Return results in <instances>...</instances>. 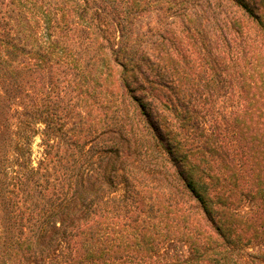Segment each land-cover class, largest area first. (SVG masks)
Here are the masks:
<instances>
[{"label":"trees","instance_id":"16d2710c","mask_svg":"<svg viewBox=\"0 0 264 264\" xmlns=\"http://www.w3.org/2000/svg\"><path fill=\"white\" fill-rule=\"evenodd\" d=\"M0 264H264V0H0Z\"/></svg>","mask_w":264,"mask_h":264},{"label":"rangeland","instance_id":"374dc122","mask_svg":"<svg viewBox=\"0 0 264 264\" xmlns=\"http://www.w3.org/2000/svg\"><path fill=\"white\" fill-rule=\"evenodd\" d=\"M42 154V147H41V140L40 137H37L34 139L33 145H32V157L34 164L38 162V160L41 158ZM243 211H247L245 208Z\"/></svg>","mask_w":264,"mask_h":264}]
</instances>
